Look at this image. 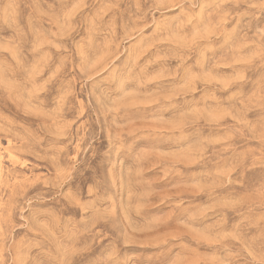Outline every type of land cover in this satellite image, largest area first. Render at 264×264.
Wrapping results in <instances>:
<instances>
[{"label": "rangeland", "instance_id": "1", "mask_svg": "<svg viewBox=\"0 0 264 264\" xmlns=\"http://www.w3.org/2000/svg\"><path fill=\"white\" fill-rule=\"evenodd\" d=\"M0 264H264V0H0Z\"/></svg>", "mask_w": 264, "mask_h": 264}]
</instances>
